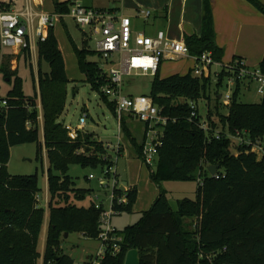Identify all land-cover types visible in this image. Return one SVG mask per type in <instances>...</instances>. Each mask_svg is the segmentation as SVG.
<instances>
[{
  "label": "trees",
  "instance_id": "16d2710c",
  "mask_svg": "<svg viewBox=\"0 0 264 264\" xmlns=\"http://www.w3.org/2000/svg\"><path fill=\"white\" fill-rule=\"evenodd\" d=\"M248 1L264 12L259 0ZM52 2L56 13L68 14L71 10L72 0ZM7 5L5 10L9 11ZM184 40L191 55L210 52L221 62L223 51L216 43L209 0H204L201 36L185 34ZM74 50L86 81L100 92L117 118L115 104L101 91V85L108 79L99 63L92 60L96 53L88 46V40L83 39L82 48L74 44ZM37 55L36 80L30 49L20 54L31 66L34 84L38 83L31 96L24 92L18 69L11 68L12 54L5 56L0 66V73L12 85L7 95L0 97V264H39L40 260L42 264H75L61 248L64 234L80 232L97 239L101 210L94 201L89 206L78 205L93 190L77 188L68 172L71 165L102 169L109 164L103 156L111 153L104 142L88 131H80L78 138L71 140L60 120L66 108L70 80L54 27L44 41H38ZM44 61L49 64V71L42 69ZM259 68L264 73V60ZM229 75L225 69L215 80L211 76H195L192 69L185 75L176 73L163 78L160 70L156 73L149 95L169 121L156 165L149 168L150 179L155 184L197 181V196L195 200H178L174 209L167 192L160 189L139 220L119 230L122 237L119 251L107 249L101 264H124L131 249L139 251L141 264H264V160L249 146H232L228 136L239 129L246 130V135L254 141L264 140V95L259 103L241 102L243 84L237 80L230 103H223L227 114L221 112L218 105L221 96L216 93L215 113L221 128L213 120L210 109L205 119L199 108H196L197 117H191L190 102L211 100L213 82L216 81L219 89ZM4 100L7 106L2 104ZM127 122L128 118L123 117L120 128L142 160L146 135L139 143ZM202 122L210 126V132L200 127ZM217 130L221 132L219 138L215 136ZM26 143H37L38 158L42 160L45 151L49 161L47 216L46 208L38 206L37 175H13L8 169L12 147ZM215 165L219 166V178L210 172V166ZM116 194L126 198L123 204L115 200V209L121 214L131 213L138 197L137 188L128 187L125 191L120 188ZM45 224L47 233L41 254L39 242Z\"/></svg>",
  "mask_w": 264,
  "mask_h": 264
},
{
  "label": "built area",
  "instance_id": "2783aa9c",
  "mask_svg": "<svg viewBox=\"0 0 264 264\" xmlns=\"http://www.w3.org/2000/svg\"><path fill=\"white\" fill-rule=\"evenodd\" d=\"M137 15L144 21H148L152 11L147 8H140ZM64 17L72 18L82 30L87 28L89 34L84 32L87 39L94 38L95 48L90 49L96 53V61L99 63L103 75H106L108 79L100 88L109 101L115 104L119 122L118 142L115 145L109 142L105 144L106 148L113 151V154L103 156V159L109 164L101 169L98 178L101 182L100 187L108 190L110 195L107 194L106 198H100L98 194L94 195L95 206L101 210L100 229L97 237L101 243V248L95 257L89 258L84 263L101 264L106 250L111 249L114 253L118 252L119 242L122 241L119 230L112 224V219L114 215L121 214L114 207L115 200H117V204H123L126 197L125 195L118 197L116 190L123 187L125 191L128 187H133L123 184L118 173L117 162L122 148L120 122L123 117H127L128 120L136 119L143 123L146 140L143 145L142 162L151 168L156 164L158 149L163 143L165 126L169 121V118L162 114V109L155 104L150 95L125 94L124 77L138 74L155 76L163 61L190 58L194 60L192 70L195 76H211L215 80L222 69L231 73L226 78L230 91L225 96L220 95L224 104L228 105L237 80L242 81L243 86L245 82H254L257 93L263 96L264 73L259 67H248L242 60L221 65L210 52L193 56L190 54L185 40H172L163 30H158L154 35H148L144 31H136L133 29L130 16L109 10L94 9L84 5L81 0H72V7L68 14L44 12L36 8L31 0L21 11L0 12L1 51L11 49L17 51V54H21L24 49L31 48L33 41H44L48 37L50 29L55 27V21ZM2 104L7 106L6 100ZM190 105L192 108L191 117H197L196 108H199L197 103L191 101ZM87 117L88 114L84 112L76 126L62 121L71 140H76L79 132L85 131ZM200 127L206 132L211 131L206 122L200 123ZM246 134V130L241 131L239 129L230 133L228 136L232 146H249L259 159L264 160V140L254 141ZM215 136L216 138L221 136L220 130L215 132ZM212 176L221 177L217 172ZM95 178L94 173L88 175L89 180ZM199 183H203L202 179H199ZM37 200L38 206L45 207L47 211L48 200H46V205L41 204L39 195Z\"/></svg>",
  "mask_w": 264,
  "mask_h": 264
},
{
  "label": "rangeland",
  "instance_id": "374dc122",
  "mask_svg": "<svg viewBox=\"0 0 264 264\" xmlns=\"http://www.w3.org/2000/svg\"><path fill=\"white\" fill-rule=\"evenodd\" d=\"M49 3H53L52 0H48ZM47 1V2H48ZM88 3V0L84 2ZM54 6V5H53ZM45 8V7H44ZM47 9V8H46ZM55 35L58 39L61 52L65 58L66 71L70 83L67 86L68 95L66 108L62 114L60 120L66 123H71L74 126L79 122L80 116L85 112L88 114L87 122L85 126V131L93 133L97 140L103 141L105 144L107 142L115 145L118 142L117 136L119 133V122L108 107L105 101L102 99L100 92L95 91L91 88L90 84L86 81V77L81 73L77 57L74 50V44L77 47L82 48L83 39L88 40V46L91 49L95 48L94 38L87 39L84 32L89 34L87 28L81 29L77 23L70 17H64L62 19H57L55 21L54 27ZM147 33H151L147 31ZM89 38V37H88ZM4 51V50H3ZM2 55V54H1ZM38 55H35L30 60L33 64V71L37 80L38 77ZM92 60H96L95 56ZM190 60L181 59L180 61H169L173 65L183 66L186 65ZM1 63V61H0ZM28 64V63H27ZM23 57L18 59V64H15V69H18L19 75L23 79V89L27 96H31L35 93V87H38V83L34 84L33 76L31 71V66L27 65ZM1 65V64H0ZM42 69L44 71H49V64L43 62ZM164 75V74H163ZM162 77V76H161ZM154 76L152 75H133L124 77V92L127 95H149L151 91V84ZM250 90H245L244 87L240 93V101L243 103H259L262 99V95H259L256 91V84L252 82L250 84ZM12 85L6 81L3 75L0 73V97L7 95L8 91L11 90ZM74 88L77 92L74 93ZM230 91L228 88V81L225 80L223 85L218 89L216 81L213 82L210 95L211 100L203 99L200 100L197 105L203 114V118L207 117L208 110L210 109L213 113V120L221 128V124L218 121V115L216 112V93L225 96V94ZM223 99L220 98L219 108L223 114H227V108L223 104ZM128 124L131 125L134 135L137 141L140 143L143 138V129L140 122L136 119H129ZM124 137L122 132V138ZM40 140L43 143V128H40ZM128 144V152L131 156L119 157L117 165L118 170L120 169L123 177L121 182L128 184L130 181V171L127 168L126 159L134 158L140 162L136 157L135 147L128 142L126 138H123ZM37 143H26L21 145H16L12 147L10 159L8 163L9 172L13 175H37L38 184L40 187L39 198L42 205H46V200L49 201V191H48V181H47V169L49 168V161L46 152H43V159L41 160L37 156ZM109 153L113 154V151L109 149ZM142 161V160H141ZM143 163V162H142ZM156 165V164H155ZM154 165V166H155ZM145 166V165H144ZM127 168V172H126ZM146 174L150 172L147 166L143 167ZM94 173L96 175L95 179L89 180L88 175ZM68 174L72 177L77 188H90L94 189L92 197H87L84 202H79L80 206H89L91 200L94 199V195L98 194L100 198L107 196L108 190H104L100 187L99 177L101 174V169H92L90 167L83 168L80 165H71ZM152 187L157 190V195L160 193V189H164L167 192L168 200L171 206L176 209L177 201L183 198L196 199L197 196V181H164L161 184H155L151 181ZM110 194H108L109 196ZM109 202V198H108ZM48 209V207H47ZM47 216V211H46ZM141 213L137 211H132L131 213H122L120 215H114L112 219V224L116 226L119 230H123L125 227L134 224L139 220ZM47 218V217H46ZM47 224L44 225L46 228ZM44 234V233H43ZM43 234H41L39 242V250L43 249ZM101 243L98 239L88 238L80 232H73L67 237H63L61 242V247L64 253L70 255L74 260L75 264H83L87 257L92 254L97 255Z\"/></svg>",
  "mask_w": 264,
  "mask_h": 264
},
{
  "label": "crops",
  "instance_id": "0c3cea01",
  "mask_svg": "<svg viewBox=\"0 0 264 264\" xmlns=\"http://www.w3.org/2000/svg\"><path fill=\"white\" fill-rule=\"evenodd\" d=\"M28 1L0 0V12L21 11L26 7ZM31 1L39 10L48 13L55 12L53 3H49L48 0ZM259 1L264 6V0ZM81 2L94 9L109 10L117 14L130 16L132 18L133 29L144 31L148 35H154L158 30H163L170 39L175 41L184 40L185 34L201 36L204 0H88V3L81 0ZM209 2L214 17L216 43L223 51L221 65L229 64L235 60H242L248 67H259L264 60V12L248 0H209ZM7 4L10 7L9 11L5 10V6H8ZM140 8H147L152 11V15L148 21H144L137 15V11ZM147 31L151 33H147ZM37 43L36 41L31 43L30 50L32 57L34 54L37 55ZM1 54V63L5 59V56L12 54L11 68L15 70V64H18L20 54L11 49H4V51H1ZM183 59L187 60V58ZM188 60L190 61L183 66L163 61L160 68L162 78L176 73L185 75L194 67V60L190 58ZM250 84L249 81L245 82L244 89L250 90ZM140 123L144 137V125L142 122ZM40 125L42 126V117H40ZM123 138L121 132L122 148L120 157L131 156V153L128 152V144H126V141H123ZM136 157L139 159L137 152ZM126 163L130 171V181L125 185L137 188L138 197L134 205V211L142 213L151 207L158 196V192L152 187L150 172L146 174L143 169L145 166L141 160L139 162L134 158H130L129 160L127 158ZM118 173L120 178H122L123 175L120 169ZM92 190V194L88 197H92L94 189ZM91 201H94V199ZM43 233L44 244L43 249L40 251L41 254L44 252L46 228H44ZM91 257L95 256L90 254L83 264ZM39 264H42V260H40Z\"/></svg>",
  "mask_w": 264,
  "mask_h": 264
},
{
  "label": "water",
  "instance_id": "95a60500",
  "mask_svg": "<svg viewBox=\"0 0 264 264\" xmlns=\"http://www.w3.org/2000/svg\"><path fill=\"white\" fill-rule=\"evenodd\" d=\"M6 80L8 81L9 79L7 78ZM218 167H219L218 165L210 166V172L212 175L216 174V172L218 171ZM122 189H123V187H122ZM64 235H65V237H67L68 233H65ZM124 264H141L139 251L137 249L129 250L126 254Z\"/></svg>",
  "mask_w": 264,
  "mask_h": 264
}]
</instances>
